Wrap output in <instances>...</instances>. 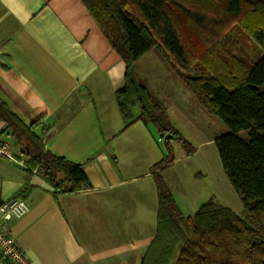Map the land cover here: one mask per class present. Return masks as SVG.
Here are the masks:
<instances>
[{"label": "crops", "instance_id": "1", "mask_svg": "<svg viewBox=\"0 0 264 264\" xmlns=\"http://www.w3.org/2000/svg\"><path fill=\"white\" fill-rule=\"evenodd\" d=\"M124 73L81 0H0V102L24 124L37 122L45 148L81 164L89 181L54 200L41 176L27 175L21 147L0 121L15 158L0 157V201L33 186L28 212L9 222L28 264L141 263L156 229L151 167L165 154L150 125L124 128L115 99ZM135 75L146 76L141 84L164 107L175 99L166 74ZM139 112L135 106L133 116ZM170 190L185 217L208 200L198 205L189 187Z\"/></svg>", "mask_w": 264, "mask_h": 264}, {"label": "trees", "instance_id": "2", "mask_svg": "<svg viewBox=\"0 0 264 264\" xmlns=\"http://www.w3.org/2000/svg\"><path fill=\"white\" fill-rule=\"evenodd\" d=\"M81 1L125 64L124 84L115 91L124 128L136 120L150 125L166 150L151 167L158 202L156 229L140 264H264V231L253 221L213 199L191 216L182 214L160 171L174 162L172 140L187 155L194 148L134 71L141 56L157 49L197 102L228 127L214 139L222 168L241 193L246 217L264 221V52L248 62L226 47L231 41L223 37L236 21L264 51V0ZM192 43L194 53L189 50ZM190 68L193 74L187 73ZM135 106L140 110L137 117ZM0 121L20 145L27 175L41 176L54 200L89 185L81 164L45 148L43 135L35 131L37 122L24 124L3 102ZM166 134L173 138L165 139ZM32 188L24 185L11 199H25Z\"/></svg>", "mask_w": 264, "mask_h": 264}, {"label": "rangeland", "instance_id": "3", "mask_svg": "<svg viewBox=\"0 0 264 264\" xmlns=\"http://www.w3.org/2000/svg\"><path fill=\"white\" fill-rule=\"evenodd\" d=\"M223 37L229 38L231 45L226 47H230L239 58L253 62L263 55L261 47L236 21L229 25ZM194 46L192 43L189 47L191 53L196 51ZM134 71L136 74H166L168 92L175 94V99L168 101L165 106L168 120L194 148V152L187 155L177 140L171 141L175 164L174 167H166L161 173L168 187L176 195L182 186L192 188L198 194V205L211 197L215 202L253 221L264 231V221L260 217H253V220L246 217L241 193L223 170L214 142H208L210 137L216 138L228 132V127L197 102L190 89L176 77L170 62L157 49H151L138 59ZM187 73L193 74L194 69L190 68ZM139 82L146 86L149 83L145 75L139 77ZM153 99L159 101L155 94ZM157 143L162 155L166 154L163 141Z\"/></svg>", "mask_w": 264, "mask_h": 264}, {"label": "built area", "instance_id": "4", "mask_svg": "<svg viewBox=\"0 0 264 264\" xmlns=\"http://www.w3.org/2000/svg\"><path fill=\"white\" fill-rule=\"evenodd\" d=\"M10 141L4 139L0 132V157L15 160ZM25 199L15 198L0 204V264H28L24 250L10 234L9 222L22 217L28 212Z\"/></svg>", "mask_w": 264, "mask_h": 264}, {"label": "water", "instance_id": "5", "mask_svg": "<svg viewBox=\"0 0 264 264\" xmlns=\"http://www.w3.org/2000/svg\"><path fill=\"white\" fill-rule=\"evenodd\" d=\"M164 138L169 139V138H173V136L171 134H166Z\"/></svg>", "mask_w": 264, "mask_h": 264}]
</instances>
